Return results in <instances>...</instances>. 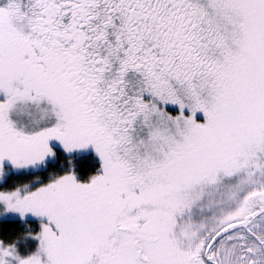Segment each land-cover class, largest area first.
<instances>
[{
  "label": "snow or ice",
  "instance_id": "6c2138e0",
  "mask_svg": "<svg viewBox=\"0 0 264 264\" xmlns=\"http://www.w3.org/2000/svg\"><path fill=\"white\" fill-rule=\"evenodd\" d=\"M0 264H264V0H0Z\"/></svg>",
  "mask_w": 264,
  "mask_h": 264
}]
</instances>
